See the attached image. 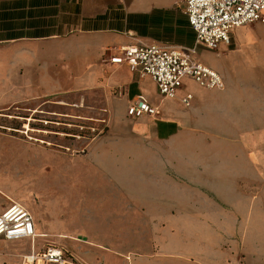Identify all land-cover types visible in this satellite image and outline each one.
<instances>
[{
  "label": "crops",
  "instance_id": "crops-1",
  "mask_svg": "<svg viewBox=\"0 0 264 264\" xmlns=\"http://www.w3.org/2000/svg\"><path fill=\"white\" fill-rule=\"evenodd\" d=\"M149 44L196 47L194 56L211 67L203 56L212 50L196 44L185 0H0V111L26 106L30 100L57 98L52 113L107 118L103 134L107 136L103 138L113 140L114 148L122 151L126 137L157 148L144 161L149 171L143 177L135 172L131 178L132 195L141 197L138 201L134 198L133 208L146 219L139 227L149 228L157 250L134 258L131 264H224L222 228H231L228 217H235L237 191L252 189L253 169L264 179L257 158L242 159L250 173L236 171L237 161L228 165L232 171L222 173L217 157H186L180 149L176 153L161 149L182 137L211 130L203 127L205 118L212 116L208 123L217 124L230 107L243 106V98L242 104H234L238 97L229 91L231 83L226 76L225 91L202 88L186 77L174 97H162L151 77H139L126 65L109 61L124 46ZM186 94L192 95L189 106L180 101ZM140 97L158 107L159 114L128 116V106ZM72 103L76 108L64 112L62 106ZM24 126L19 130L0 125L8 133L0 131V214L12 203L27 205L34 196L40 201L35 173L29 168L28 147L24 145V155L17 154L13 149L20 139L9 135H26ZM237 130L260 133V139L242 141L241 146H264V124ZM62 158L57 155L53 161L58 164ZM106 158L118 164L127 162L123 155ZM124 171L123 166L118 168L119 177ZM222 180L229 195L220 194ZM50 188L54 195L58 193V176L51 178ZM69 210L74 211L71 219L66 215ZM56 211L43 226L34 221L36 232L48 227L49 233L65 238L66 232L57 229L79 222L78 211L71 206ZM37 238H0V247L28 240L30 253L39 250ZM89 238L91 244L105 242L96 236ZM94 255L106 257L104 253ZM94 255H86L84 260L94 264ZM4 262L0 257V264Z\"/></svg>",
  "mask_w": 264,
  "mask_h": 264
},
{
  "label": "rangeland",
  "instance_id": "rangeland-1",
  "mask_svg": "<svg viewBox=\"0 0 264 264\" xmlns=\"http://www.w3.org/2000/svg\"><path fill=\"white\" fill-rule=\"evenodd\" d=\"M203 59L222 75L224 81L225 76L228 77L231 83L229 91L238 97L234 98V104H242L241 98L244 104L237 108L230 107L217 124L208 123L212 116L205 118L203 127L205 130L210 127L211 130L172 141L161 149L162 152L170 149L176 153L180 149L179 153L186 157H217L222 173L232 171L228 165L232 167L233 161H237L236 171L250 173L244 168L242 159L253 156L259 162L258 170L264 173V146H241L242 141L260 139V133L237 130L264 124V23L254 22L236 28L230 45H220L217 51L205 52ZM56 102L58 99L52 97L35 99L26 106L13 105L0 111L1 126L20 130L22 124L27 125L24 126L26 135L19 132H9V135L20 139L13 149L17 154L24 155V145L28 147L29 168L35 173V188L40 191V201L39 196H34V200L31 199L27 205L21 204L31 212L35 223L37 219L40 226L45 225L58 208L71 206L78 211L79 222L73 221L68 223V227L60 226L57 229L66 232L65 238L59 237L57 233H49L48 227L37 228L41 230L40 233L36 232L40 236L36 239L38 249L46 245H60L78 263L85 264H92L85 261L84 257L95 252L104 253L106 257L94 255V264H131L136 257H146L156 252L149 228L139 227L141 221L146 219L140 218L141 214L133 208L134 198L138 201L141 197L132 195L131 178L135 172L143 177L149 171V164L144 161H148L157 148L132 137H126L121 151L112 147L113 140L103 138L107 134L92 141L64 136L63 133H77V128L66 127L63 123L69 121L78 125H93L97 124L95 119L98 117L81 115L68 120L63 114L52 113ZM62 107H66L64 112L76 108L75 103ZM45 119L61 122L62 125L44 126L40 121ZM40 129L45 131L41 133ZM0 131L5 133L2 129ZM83 134L87 135L88 132L84 130ZM40 139L49 144L40 142ZM57 155L63 157L58 164L53 161ZM118 155L125 156L127 162L118 164L114 159L108 161L106 158ZM120 166L126 171L119 177ZM251 172L252 189L237 191L235 217H228L231 228H222L224 264H264V179H260L254 169ZM55 175L59 181L56 195L50 188L51 178ZM228 188L222 180L220 194L229 195ZM243 192H246V196ZM30 207L35 209L36 217ZM66 215L71 219L74 211L69 210ZM89 235L105 242L88 243ZM29 250L28 240L12 243L0 247V257L4 258V264H23Z\"/></svg>",
  "mask_w": 264,
  "mask_h": 264
},
{
  "label": "built area",
  "instance_id": "built-area-1",
  "mask_svg": "<svg viewBox=\"0 0 264 264\" xmlns=\"http://www.w3.org/2000/svg\"><path fill=\"white\" fill-rule=\"evenodd\" d=\"M185 13L189 25L195 32L196 44L217 51L220 45H230L232 32L236 28L254 22L264 23V0H185ZM195 52L196 47L171 48L159 44L128 45L122 47L119 54L111 56L109 61L126 65L139 77H151L162 97H174L186 77L202 88L223 90L225 82L221 74L198 60L194 56ZM191 99L192 95L186 94L180 101L183 105L189 106ZM145 114L157 116L159 109L141 97L127 108V115L130 117H140ZM64 115L68 118H77V116ZM40 122L44 126L62 125L61 122L47 119ZM95 122H97L96 125L83 123L78 125L69 121L63 123L66 127L77 128V133H63V135L76 140L92 141L105 133L108 121L107 118L102 117ZM84 130L88 132L87 135L83 134ZM44 131L40 130L42 133ZM37 237L33 217L23 205L12 203L0 214V238L19 240ZM23 264L82 263H78L64 247L52 244L25 255Z\"/></svg>",
  "mask_w": 264,
  "mask_h": 264
},
{
  "label": "bare ground",
  "instance_id": "bare-ground-1",
  "mask_svg": "<svg viewBox=\"0 0 264 264\" xmlns=\"http://www.w3.org/2000/svg\"><path fill=\"white\" fill-rule=\"evenodd\" d=\"M34 246V245H33Z\"/></svg>",
  "mask_w": 264,
  "mask_h": 264
}]
</instances>
